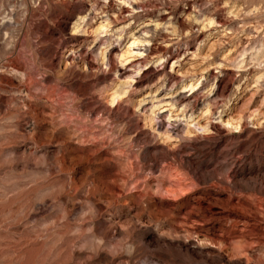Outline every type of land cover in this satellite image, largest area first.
Segmentation results:
<instances>
[{"label":"rangeland","instance_id":"obj_1","mask_svg":"<svg viewBox=\"0 0 264 264\" xmlns=\"http://www.w3.org/2000/svg\"><path fill=\"white\" fill-rule=\"evenodd\" d=\"M0 264H264V0H0Z\"/></svg>","mask_w":264,"mask_h":264},{"label":"bare ground","instance_id":"obj_2","mask_svg":"<svg viewBox=\"0 0 264 264\" xmlns=\"http://www.w3.org/2000/svg\"><path fill=\"white\" fill-rule=\"evenodd\" d=\"M78 25H79V23H78ZM103 28H104V26H99V28L98 29H100V30H98V33L100 34V33H102L103 32ZM136 43H137V41H136V39H132L130 42H128V44H127V47L125 48V51H124V53L122 54V55H120L119 56V58H118V63L121 65V66H123V65H125L127 62H129V61H127L128 59H127V55H129V53H131L130 51H132V49L136 46ZM132 54V53H131ZM131 56V55H130ZM101 57H102V59L104 60V52H102L101 53ZM119 95H120V93H114V95H113V98H111V105H113L114 104V102L117 100V98H119ZM229 124V123H228ZM233 243V242H232ZM235 244H236V242H235ZM238 247V246H237ZM243 247V246H242ZM245 247H246V245H245ZM238 249H239V247H238ZM240 249H241V247H240Z\"/></svg>","mask_w":264,"mask_h":264}]
</instances>
